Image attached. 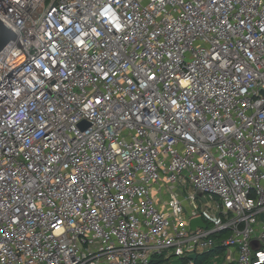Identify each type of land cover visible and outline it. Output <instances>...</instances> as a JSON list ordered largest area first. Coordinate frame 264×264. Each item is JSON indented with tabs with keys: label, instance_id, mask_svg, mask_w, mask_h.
Wrapping results in <instances>:
<instances>
[{
	"label": "built area",
	"instance_id": "1",
	"mask_svg": "<svg viewBox=\"0 0 264 264\" xmlns=\"http://www.w3.org/2000/svg\"><path fill=\"white\" fill-rule=\"evenodd\" d=\"M0 20V264H264V0Z\"/></svg>",
	"mask_w": 264,
	"mask_h": 264
},
{
	"label": "water",
	"instance_id": "2",
	"mask_svg": "<svg viewBox=\"0 0 264 264\" xmlns=\"http://www.w3.org/2000/svg\"><path fill=\"white\" fill-rule=\"evenodd\" d=\"M15 39V34L13 31H11L1 20H0V52L4 49V47ZM197 196L199 198H203L204 195L202 193H198ZM191 227L192 230H195L197 227L206 228V224L203 221L202 217H198L191 220ZM254 250H258L259 246L257 243H254L253 245ZM192 259H196V256H191Z\"/></svg>",
	"mask_w": 264,
	"mask_h": 264
},
{
	"label": "rangeland",
	"instance_id": "3",
	"mask_svg": "<svg viewBox=\"0 0 264 264\" xmlns=\"http://www.w3.org/2000/svg\"><path fill=\"white\" fill-rule=\"evenodd\" d=\"M165 194L168 196V195H169V192L166 191ZM183 195H184V196H187V195H188V190H187V189L184 190ZM197 203L199 204V206H206V205H208V204H205V203H203V202H201V201H199V200L197 201ZM174 263L181 264V262H180L178 259H176V258H174ZM205 264H222V262L214 261L213 259H211V260L208 262V259H205Z\"/></svg>",
	"mask_w": 264,
	"mask_h": 264
},
{
	"label": "crops",
	"instance_id": "4",
	"mask_svg": "<svg viewBox=\"0 0 264 264\" xmlns=\"http://www.w3.org/2000/svg\"><path fill=\"white\" fill-rule=\"evenodd\" d=\"M215 255V258L214 259H216V261H219V262H222V264H227L226 262H227V259L229 258V257H234V253L233 252H225L224 254H223V256H221L222 254H220V256L218 255V256H216V254H214ZM213 259V260H214ZM218 259V260H217Z\"/></svg>",
	"mask_w": 264,
	"mask_h": 264
},
{
	"label": "trees",
	"instance_id": "5",
	"mask_svg": "<svg viewBox=\"0 0 264 264\" xmlns=\"http://www.w3.org/2000/svg\"><path fill=\"white\" fill-rule=\"evenodd\" d=\"M204 260H205L204 257L199 258V259L197 260L196 264H201V262L204 261ZM159 261L162 262L163 260H162V259H159Z\"/></svg>",
	"mask_w": 264,
	"mask_h": 264
}]
</instances>
